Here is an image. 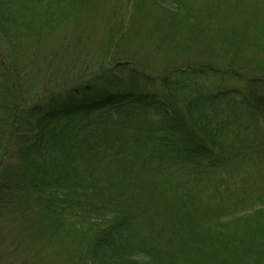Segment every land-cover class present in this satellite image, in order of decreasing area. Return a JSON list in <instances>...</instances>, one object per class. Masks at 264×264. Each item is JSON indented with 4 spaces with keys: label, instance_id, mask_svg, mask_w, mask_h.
Wrapping results in <instances>:
<instances>
[{
    "label": "trees",
    "instance_id": "trees-1",
    "mask_svg": "<svg viewBox=\"0 0 264 264\" xmlns=\"http://www.w3.org/2000/svg\"><path fill=\"white\" fill-rule=\"evenodd\" d=\"M147 1L183 20L161 38L171 47L191 43L213 13L214 3ZM94 5L0 0V38L51 36ZM255 5L253 38L230 32L234 41L220 49L252 55L227 70L207 53L147 73L119 59L114 39L97 63L83 33L67 38L76 48L42 50L35 72L11 55V73H0V214L20 221L37 211L60 264H264V167L231 184L208 182L218 169L264 159V5ZM87 67L95 71L83 73ZM202 186L216 188L217 202L194 210L188 200ZM166 216L170 225L156 221ZM28 258L3 253L0 264H32L35 255Z\"/></svg>",
    "mask_w": 264,
    "mask_h": 264
},
{
    "label": "rangeland",
    "instance_id": "rangeland-1",
    "mask_svg": "<svg viewBox=\"0 0 264 264\" xmlns=\"http://www.w3.org/2000/svg\"><path fill=\"white\" fill-rule=\"evenodd\" d=\"M194 1L193 5L196 9L204 8L207 3L214 4L211 17L203 19L202 26L196 28L191 43L182 41L179 42L180 45L177 47L174 42H171V45H175L171 47L169 42L161 41V38L169 33V23L173 27L182 26L184 23L180 22L183 21L181 18H175L172 21L168 19L165 8L156 3L142 0V2H138L135 5L137 1L131 0V4L135 6L128 9L130 0H96V5L83 10V13L79 15V21L69 24L68 28H63L51 36L34 35V37L20 43H18V40L10 42L8 41L9 39L0 38V62L4 61L5 63L0 66V73H11L9 70L10 56L14 54L17 55L18 59L15 62V58H13L11 62L22 66L20 68L22 71L25 68H30V72H35L44 59V55H41L42 50L76 48V44L72 46V39H67L73 33H83L89 37L91 43L89 47L92 54L89 60L93 59L94 62L97 61L99 63L104 56V41L114 39L113 42H119L118 46L113 47L114 51L124 52L119 59L128 58L138 67L145 66L146 68L143 67V69L147 73H153L151 71L154 69L155 72L156 70L165 71L166 65L170 67L181 66L197 62L198 59L209 58L207 53L211 54V57H216L217 64L227 70L235 67L234 64L239 62L243 55L247 57L252 55L250 53L247 54L245 50H239L234 45H232V48L226 47V52H220V49L224 48L223 43H225L227 38L230 41H234L230 32L241 34L244 42H248L253 38L254 31L251 32L250 27L255 24V16L261 12L255 4L264 5V0H260V2H258L259 0ZM218 1L219 6L217 5ZM156 25L160 29L165 28V30L161 34L160 32L159 34L156 33ZM114 27L121 28V31L117 34L123 33L120 37H116L117 35L114 37L110 32ZM220 30L225 31L223 40L221 39ZM11 43L16 44L18 49ZM37 50L38 53H36ZM14 51H19V53H13ZM69 51L72 50L69 49ZM78 52L80 51L78 50ZM126 52L131 57L125 54ZM248 59L251 60L250 58ZM25 63L27 65L23 66ZM81 71L83 73H93L95 69L87 67L86 70L83 69ZM58 77L56 73L55 81ZM242 126L240 125L241 130L243 129ZM4 161H8L13 167L18 165L17 157H7ZM261 167H264V159L260 161L257 158L256 160L252 159V161L239 162L233 168L223 167L218 169L208 179V182L222 183L224 185L231 184L238 181L243 173H252L258 171ZM12 175H14V172H12ZM214 190L217 191L215 187L212 190L211 187H200L194 193L195 195L189 198V207L197 210L207 206V203H210L208 205L216 203L217 201L212 199L215 195ZM41 220V216L34 209L29 210L25 219L20 221L14 220L8 214L6 216H4V213L0 214V256L5 253L6 257H11L14 253L15 257L23 261L25 259L28 260L29 255H35V259H32V264H60L58 257L50 254L56 251L55 243L45 239V229L42 227ZM164 220L166 221L164 223L170 225L168 216L160 221L157 218L156 221L163 222ZM30 229L36 230L38 234L34 233L32 237L26 238L24 241V237H27ZM167 229H170V226ZM165 236L167 237V234Z\"/></svg>",
    "mask_w": 264,
    "mask_h": 264
}]
</instances>
